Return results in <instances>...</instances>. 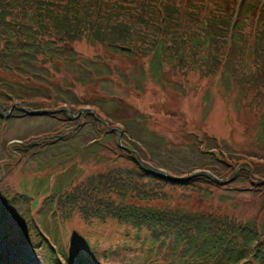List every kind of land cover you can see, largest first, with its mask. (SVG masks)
Masks as SVG:
<instances>
[{"label": "rangeland", "instance_id": "obj_1", "mask_svg": "<svg viewBox=\"0 0 264 264\" xmlns=\"http://www.w3.org/2000/svg\"><path fill=\"white\" fill-rule=\"evenodd\" d=\"M182 2L184 7L205 4L210 9L216 2L228 7V0ZM263 2L255 0V5ZM255 13L241 18L250 44ZM73 48L77 65L72 70L55 67L53 75L34 77L26 87L13 83H20L19 78L2 75L0 92L20 94L15 96L28 104L27 109L33 104L71 105L84 112L93 107L106 128L122 130L123 148L152 169L171 178L204 171L227 181L221 189L175 193L172 200L153 205L224 213L264 235V117L257 123L264 107L248 110L251 95L231 90L223 65L216 76L204 79L190 71L182 75L168 64L161 69L152 58H108L100 46L83 42ZM86 114L77 129L75 121L62 115L0 121V264H183L184 249L173 240L154 242L146 231L114 221L85 225L76 216L62 221L52 215L51 203L43 202L88 175L130 166L116 156V138H102L101 124ZM61 132L56 144L27 155L21 163L8 154L19 141ZM19 196L28 198L27 206Z\"/></svg>", "mask_w": 264, "mask_h": 264}, {"label": "trees", "instance_id": "obj_2", "mask_svg": "<svg viewBox=\"0 0 264 264\" xmlns=\"http://www.w3.org/2000/svg\"><path fill=\"white\" fill-rule=\"evenodd\" d=\"M182 1L0 0V77L19 78L20 83H13L26 87L30 79L51 76L61 65L72 70L77 65L73 44L83 42L100 46L108 58H152L160 68L168 64L182 75L190 71L204 79L216 76L223 65L231 90L251 95L248 110L264 107V16L260 12L255 14L257 22L252 19L256 31L251 44L245 42V22H241L254 12L255 0L242 5L234 23L235 0H228V7L216 2L210 9L205 4L184 7ZM15 95L20 94L0 92V119L13 104L11 116L18 105L28 106ZM74 109L72 114L80 110ZM56 137L31 138L13 152L22 158ZM124 155L130 166L87 176L70 189L49 195L46 202L64 221L74 216L85 224L114 220L137 232L146 231L155 242L172 239L184 249L183 264H264V235L253 225L224 213L152 204L172 200L175 193L219 189L221 183L201 173L185 182L172 181L144 164L139 166L128 152ZM250 178L245 181L256 184Z\"/></svg>", "mask_w": 264, "mask_h": 264}, {"label": "water", "instance_id": "obj_3", "mask_svg": "<svg viewBox=\"0 0 264 264\" xmlns=\"http://www.w3.org/2000/svg\"><path fill=\"white\" fill-rule=\"evenodd\" d=\"M33 114H34V112H29V113H28V115H33Z\"/></svg>", "mask_w": 264, "mask_h": 264}]
</instances>
